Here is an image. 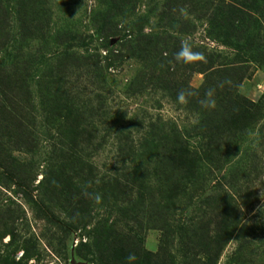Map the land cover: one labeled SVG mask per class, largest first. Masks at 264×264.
Returning <instances> with one entry per match:
<instances>
[{
	"label": "rangeland",
	"instance_id": "374dc122",
	"mask_svg": "<svg viewBox=\"0 0 264 264\" xmlns=\"http://www.w3.org/2000/svg\"><path fill=\"white\" fill-rule=\"evenodd\" d=\"M35 6L78 56L0 167V264H264V0Z\"/></svg>",
	"mask_w": 264,
	"mask_h": 264
},
{
	"label": "trees",
	"instance_id": "16d2710c",
	"mask_svg": "<svg viewBox=\"0 0 264 264\" xmlns=\"http://www.w3.org/2000/svg\"><path fill=\"white\" fill-rule=\"evenodd\" d=\"M235 6L239 5L235 2ZM48 18V10L38 9L35 0H0V167L17 177L21 168L13 153L25 152L28 143L32 147L38 143L32 127L36 102L42 105V78H55L49 83L52 86L65 84L66 72L62 76L60 71L78 56L69 38L60 39L45 25ZM100 31L107 35L111 30L103 25ZM53 63L57 76H45Z\"/></svg>",
	"mask_w": 264,
	"mask_h": 264
},
{
	"label": "clouds",
	"instance_id": "9594fccd",
	"mask_svg": "<svg viewBox=\"0 0 264 264\" xmlns=\"http://www.w3.org/2000/svg\"><path fill=\"white\" fill-rule=\"evenodd\" d=\"M190 55H196L195 53H192L190 51V48L187 44V42L184 43V45L182 46V49L181 51L178 53V56L177 58L180 59V60H183L184 62H187V59ZM212 90H209L207 93H206V96L209 97V99L206 101V104L207 106L211 107V106H214V100H211L210 97L212 96ZM185 94L183 92L180 93L178 99L183 102L185 100ZM129 260H134L135 259V256L134 255H130L128 257Z\"/></svg>",
	"mask_w": 264,
	"mask_h": 264
},
{
	"label": "water",
	"instance_id": "95a60500",
	"mask_svg": "<svg viewBox=\"0 0 264 264\" xmlns=\"http://www.w3.org/2000/svg\"><path fill=\"white\" fill-rule=\"evenodd\" d=\"M80 264H84V263H80Z\"/></svg>",
	"mask_w": 264,
	"mask_h": 264
}]
</instances>
